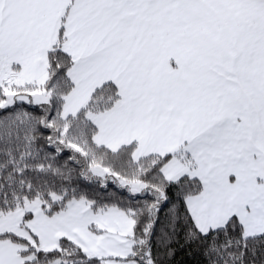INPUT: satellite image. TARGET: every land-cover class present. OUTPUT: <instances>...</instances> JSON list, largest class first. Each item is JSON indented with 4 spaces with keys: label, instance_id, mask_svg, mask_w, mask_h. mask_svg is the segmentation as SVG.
<instances>
[{
    "label": "snow or ice",
    "instance_id": "1",
    "mask_svg": "<svg viewBox=\"0 0 264 264\" xmlns=\"http://www.w3.org/2000/svg\"><path fill=\"white\" fill-rule=\"evenodd\" d=\"M264 264V0H0V264Z\"/></svg>",
    "mask_w": 264,
    "mask_h": 264
},
{
    "label": "trees",
    "instance_id": "2",
    "mask_svg": "<svg viewBox=\"0 0 264 264\" xmlns=\"http://www.w3.org/2000/svg\"><path fill=\"white\" fill-rule=\"evenodd\" d=\"M189 264H195V261L189 258Z\"/></svg>",
    "mask_w": 264,
    "mask_h": 264
}]
</instances>
